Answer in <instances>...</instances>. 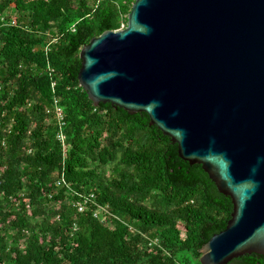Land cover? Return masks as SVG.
Wrapping results in <instances>:
<instances>
[{
    "label": "trees",
    "instance_id": "obj_1",
    "mask_svg": "<svg viewBox=\"0 0 264 264\" xmlns=\"http://www.w3.org/2000/svg\"><path fill=\"white\" fill-rule=\"evenodd\" d=\"M134 2L0 0V264H201L226 229L232 200L201 166L80 86L81 49L125 28Z\"/></svg>",
    "mask_w": 264,
    "mask_h": 264
},
{
    "label": "water",
    "instance_id": "obj_2",
    "mask_svg": "<svg viewBox=\"0 0 264 264\" xmlns=\"http://www.w3.org/2000/svg\"><path fill=\"white\" fill-rule=\"evenodd\" d=\"M80 59L95 106L146 114L232 200L200 263L264 257V0H135Z\"/></svg>",
    "mask_w": 264,
    "mask_h": 264
},
{
    "label": "built area",
    "instance_id": "obj_3",
    "mask_svg": "<svg viewBox=\"0 0 264 264\" xmlns=\"http://www.w3.org/2000/svg\"><path fill=\"white\" fill-rule=\"evenodd\" d=\"M54 111L52 110H49V113H54L56 115V118L59 122V125H60V133H59V140L64 144L65 142V135L63 134L62 132V128L64 126V122H63V119H64V115L61 113L59 107H58V101H55V108L53 109ZM61 182H59V185H61ZM78 207H79V211L82 212L84 210V207H83V204L81 203H78Z\"/></svg>",
    "mask_w": 264,
    "mask_h": 264
},
{
    "label": "rangeland",
    "instance_id": "obj_4",
    "mask_svg": "<svg viewBox=\"0 0 264 264\" xmlns=\"http://www.w3.org/2000/svg\"><path fill=\"white\" fill-rule=\"evenodd\" d=\"M191 264H195V262L194 261H191Z\"/></svg>",
    "mask_w": 264,
    "mask_h": 264
}]
</instances>
